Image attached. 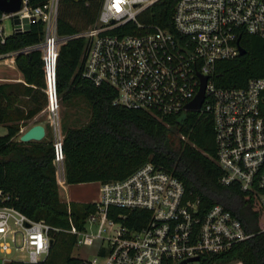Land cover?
Wrapping results in <instances>:
<instances>
[{
	"label": "built area",
	"instance_id": "1",
	"mask_svg": "<svg viewBox=\"0 0 264 264\" xmlns=\"http://www.w3.org/2000/svg\"><path fill=\"white\" fill-rule=\"evenodd\" d=\"M159 1L103 0L97 22L72 37L58 33L60 0L35 8L23 0L20 11L0 17L2 44L18 34L15 18L20 21V34L27 32L26 19L45 24L40 44L0 58L42 54L47 105L41 114L47 115L52 133L59 190L61 182L67 184L57 65L61 46L82 38L87 41L84 77L95 86H112L117 91L116 106L179 117L191 112L186 107L197 97L201 77L206 78L205 101L199 112L192 113L206 114L213 122L221 183H235L255 194L264 210V78H251L240 88H223L216 82L220 62L243 57L242 35L264 40V0H178L172 31L144 28L140 17ZM5 19L13 21L10 34ZM128 24L142 31L129 34L124 29ZM0 199L10 197L0 190ZM91 203L95 210L82 231L72 220L70 229L54 228L14 207H1L0 252L26 255L28 264H42L50 255L53 233L66 232L77 237L78 245L100 243L96 257L86 264H211L253 236L222 205L201 213L199 201L187 198L183 182L152 163L126 179L100 183L98 197ZM141 211L149 214L146 222L139 229L129 226L128 222L143 219L134 215ZM88 227L97 230L92 233Z\"/></svg>",
	"mask_w": 264,
	"mask_h": 264
},
{
	"label": "trees",
	"instance_id": "2",
	"mask_svg": "<svg viewBox=\"0 0 264 264\" xmlns=\"http://www.w3.org/2000/svg\"><path fill=\"white\" fill-rule=\"evenodd\" d=\"M48 1L29 0V5L43 7ZM177 1L161 0L150 7L140 17L143 27L172 31ZM102 3L103 0H60L59 35L72 37L94 25ZM2 15L0 12V17ZM124 29L129 34L142 31L132 24ZM44 35V22H34L27 32L7 37L4 44L0 42V56L38 45ZM242 45L247 51L245 56L218 64L216 82L219 87L240 88L251 78H264V40L242 35ZM86 46L85 39L69 40L60 48L57 65L61 105L71 107L75 100L84 99L91 111L88 123L79 127H72L68 116H64L66 184L120 181L141 166L152 163L183 182L187 198L199 201L201 213L208 212L214 205H222L242 222L247 233L253 234L250 239L212 259L211 264H264V210L255 194L244 192L235 183H221L222 171L216 161L211 118L192 112L179 117H163L114 105L117 91L112 86H95L84 77ZM15 61L24 82L0 84V125L7 128V134L0 136V190L10 197L9 201L0 199V208L14 207L31 220H43L54 228L65 230L70 229L72 220L82 231L95 207L92 203L62 201L53 164L50 127L46 126V138L41 142L22 143L18 138L21 122L34 120L47 105L42 54L40 51L18 54ZM135 214H141L143 219L128 222V225L139 229L149 214L144 211ZM53 240L44 264H81L82 261L69 256L77 243L75 235L53 233ZM5 264L24 263L10 261Z\"/></svg>",
	"mask_w": 264,
	"mask_h": 264
},
{
	"label": "rangeland",
	"instance_id": "3",
	"mask_svg": "<svg viewBox=\"0 0 264 264\" xmlns=\"http://www.w3.org/2000/svg\"><path fill=\"white\" fill-rule=\"evenodd\" d=\"M3 24L6 29V33L10 34L13 28V21L11 19H5L3 21ZM1 62H0V72L3 69H5L4 64H1ZM90 112H91L90 106L84 99L75 100V104H73L71 107H67L62 104L61 111H60L62 128H63L65 115L68 116V123L72 127H79V126H82L88 123V121L90 120ZM38 122H42L43 124L48 125L47 115L43 113L32 121L25 122V123L21 122V126L22 128H27L29 126L32 127L33 125L38 124ZM21 131H20L18 138H20V136L23 134V132ZM0 132H3L1 133L2 135L0 134V136H4L7 134L6 130H0ZM58 179H59V176H58ZM99 184L100 183L80 184V185L69 186L68 188L64 187L65 185L61 184V190H60L61 199L62 201L66 203L67 202H76V203H83V204L91 203L94 199H97L98 197ZM96 230H97L96 227H93L92 229H89L88 227L89 232L94 233L96 232ZM63 239L66 240V236L63 237ZM99 247H100V243H95V245L93 246H83V245H78L76 243L75 248L71 250V252L69 253V256L82 261L81 264H86L87 261H91L96 257ZM7 257L10 259H14L15 261H21L24 264H28L26 262V259L24 258L26 257V255L15 253L12 255H7ZM232 264H238V262H234Z\"/></svg>",
	"mask_w": 264,
	"mask_h": 264
},
{
	"label": "water",
	"instance_id": "4",
	"mask_svg": "<svg viewBox=\"0 0 264 264\" xmlns=\"http://www.w3.org/2000/svg\"><path fill=\"white\" fill-rule=\"evenodd\" d=\"M23 8V0H0V12L2 14L11 15ZM35 19H33L34 21ZM14 23L17 25V32L18 34L21 33L20 31V21L18 18H15ZM23 23L25 24V31H28L31 27L29 20H24ZM246 49L240 46V55H246ZM202 85L201 89L194 99L186 109L191 112H199L204 101H205V87L207 79L201 77ZM46 138V128L42 124H36L30 127L27 131H25L19 138V141L22 143H29V142H41L43 139Z\"/></svg>",
	"mask_w": 264,
	"mask_h": 264
},
{
	"label": "crops",
	"instance_id": "5",
	"mask_svg": "<svg viewBox=\"0 0 264 264\" xmlns=\"http://www.w3.org/2000/svg\"><path fill=\"white\" fill-rule=\"evenodd\" d=\"M0 62H1V64H4V66H5V69H3L0 72V84H2V83H18V82L22 83V82H24L23 75L19 71V69L17 68L15 58H13V57L0 58ZM0 126H1L0 130H6L7 131L6 126H4V125H0ZM29 128H30V126L27 127V128H22L21 132L24 133ZM1 133H3V132H0V134ZM66 186H67V188L69 187V185H66ZM59 192L61 193L60 190H59ZM10 261H15V260L8 258L7 255H4L3 253L0 252V264H5V263L10 262Z\"/></svg>",
	"mask_w": 264,
	"mask_h": 264
},
{
	"label": "bare ground",
	"instance_id": "6",
	"mask_svg": "<svg viewBox=\"0 0 264 264\" xmlns=\"http://www.w3.org/2000/svg\"><path fill=\"white\" fill-rule=\"evenodd\" d=\"M61 184L64 185V183H62V182H61ZM64 187H66V186H64Z\"/></svg>",
	"mask_w": 264,
	"mask_h": 264
}]
</instances>
